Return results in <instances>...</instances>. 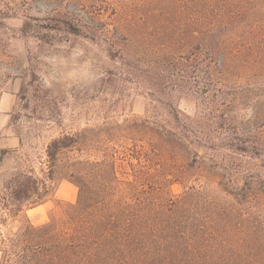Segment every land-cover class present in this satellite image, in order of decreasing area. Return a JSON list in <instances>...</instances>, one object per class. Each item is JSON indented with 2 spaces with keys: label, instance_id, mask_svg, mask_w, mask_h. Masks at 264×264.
<instances>
[{
  "label": "rangeland",
  "instance_id": "374dc122",
  "mask_svg": "<svg viewBox=\"0 0 264 264\" xmlns=\"http://www.w3.org/2000/svg\"><path fill=\"white\" fill-rule=\"evenodd\" d=\"M198 15L189 0H0V196L14 174L42 178L46 145L62 134L91 129L85 134L97 139L132 141L125 126L136 118L167 124L172 108L198 113L201 139L180 167L185 185L203 189L200 212L217 229L156 239L175 247L155 253L197 264H264V64L230 57L217 78L225 87L215 90L194 71L168 69L172 44L178 62L191 61ZM128 143L107 141L121 170L132 160ZM48 184L45 201L26 216H9L12 206L0 198V264H15L5 255L25 242L29 224L39 227L75 201L77 187L58 172Z\"/></svg>",
  "mask_w": 264,
  "mask_h": 264
},
{
  "label": "trees",
  "instance_id": "16d2710c",
  "mask_svg": "<svg viewBox=\"0 0 264 264\" xmlns=\"http://www.w3.org/2000/svg\"><path fill=\"white\" fill-rule=\"evenodd\" d=\"M189 2L198 10L199 42L188 50L191 61L186 65L178 62L172 44L164 53L170 60L168 69L194 71L204 87L215 90L217 85L225 87L224 82L217 84V78L227 71L230 57L243 64H264V0ZM229 26L231 52L225 46ZM210 103L212 108L214 102ZM167 114L173 118L168 125L150 117L126 124L132 141L97 139L86 135V129L51 139L45 148L47 169L42 170V178L24 172L12 175L5 186L7 192L0 196L2 204L12 206L9 216L25 215L28 208L45 201L48 181L57 172L77 187L76 199L61 205L58 217L49 214L50 220L39 227L29 224L25 242L10 247L13 252L5 257H16L15 264H197L192 259H165L155 253L175 247L156 239L197 238L217 229L200 212L203 189L185 185L187 170L180 167L201 139L198 113L190 116L172 108ZM107 141L123 147L134 143L125 170L120 169ZM5 153L0 150V160ZM172 183L181 184L183 190L174 194ZM7 200L9 203L3 202ZM34 231L42 235L33 237Z\"/></svg>",
  "mask_w": 264,
  "mask_h": 264
}]
</instances>
